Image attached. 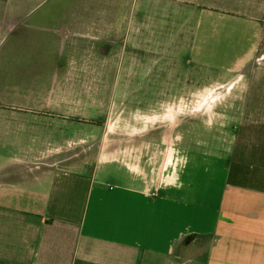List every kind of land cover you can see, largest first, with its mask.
<instances>
[{"label": "crops", "instance_id": "crops-1", "mask_svg": "<svg viewBox=\"0 0 264 264\" xmlns=\"http://www.w3.org/2000/svg\"><path fill=\"white\" fill-rule=\"evenodd\" d=\"M128 2L120 17L122 0H0V148L17 150L0 264H264V0ZM235 78L224 140L134 127L128 157L54 169L107 135L114 100Z\"/></svg>", "mask_w": 264, "mask_h": 264}, {"label": "rangeland", "instance_id": "rangeland-1", "mask_svg": "<svg viewBox=\"0 0 264 264\" xmlns=\"http://www.w3.org/2000/svg\"><path fill=\"white\" fill-rule=\"evenodd\" d=\"M122 2L124 4L119 14L120 17L128 15L129 8L128 0H122ZM119 21H122L121 25L123 26L128 23L127 19H119ZM142 54L143 52L140 53V55ZM182 58L184 59L183 56ZM115 61L117 60L115 59ZM261 68L260 63L257 61L249 68V71L256 74L260 72ZM127 72L128 66L125 65L122 71L125 79L123 85H127ZM188 72V68H181V74L186 75ZM240 87L241 84L238 78L228 84H212L209 87L200 84L195 87V85L184 82V97L176 96L174 92L172 93L175 95L173 97L153 96L150 99H136L135 101L131 99L114 100L110 116L107 117L105 122H99L102 127L107 126V130H105L107 135L104 136L103 132L92 134L93 136L88 141L91 145H87L88 143L85 146L73 144L71 147L66 148L69 152L67 155L70 156L71 160L61 166L54 167V169L64 171L77 168L81 165L80 163L90 162L94 158L101 159L103 153L107 154L108 158L114 154L128 157L127 142L134 135V127L146 129L148 133L143 139L149 141L157 140L160 137L164 139L167 136L169 145L176 142L181 144L183 136L186 138H184L185 140H188L187 137L190 139L214 137L217 140H224L230 132L213 130V128L215 126L223 128L222 125L230 119L232 122H236V120L238 122L239 117L234 114V109L239 106V100L234 97L235 94L230 92L239 91ZM177 94L180 95L181 93L178 92ZM141 112H146V114H141ZM131 134L132 136H130ZM231 134H234V132L232 131ZM104 138L105 142L102 141ZM139 138L141 137H137V139ZM141 153H144V151ZM16 154V148H0V169ZM113 178L117 180L116 175H113ZM3 179L5 178L1 180Z\"/></svg>", "mask_w": 264, "mask_h": 264}]
</instances>
